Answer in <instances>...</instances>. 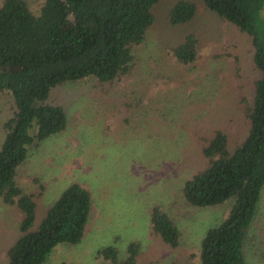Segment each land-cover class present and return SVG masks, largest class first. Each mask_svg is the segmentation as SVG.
Returning a JSON list of instances; mask_svg holds the SVG:
<instances>
[{
	"label": "rangeland",
	"instance_id": "rangeland-1",
	"mask_svg": "<svg viewBox=\"0 0 264 264\" xmlns=\"http://www.w3.org/2000/svg\"><path fill=\"white\" fill-rule=\"evenodd\" d=\"M26 1L34 8L41 0ZM175 1L153 6L155 21L146 40L133 48L136 65L130 74L112 85L90 79L52 88L51 97L64 107L66 126L30 148L16 169L28 191L42 183L32 227L73 182L89 190L91 210L81 240L57 244L41 264H112L95 257L97 249L114 244L124 257L131 240L141 245L139 264H198L206 229L226 215L230 199L195 207L185 202L182 187L206 164L200 135L221 128L234 145L246 133L243 98L251 97L259 74L251 37L201 0L192 20L169 25L167 12ZM190 31L199 38V57L189 65L176 64L165 46ZM139 99L127 121L113 112L125 107L124 101ZM11 105L9 95H0V145ZM35 177L37 183L27 182ZM155 205L173 217L181 232L177 247L151 233ZM21 217L17 207L0 199V264L19 234ZM244 241L246 261L264 264V188Z\"/></svg>",
	"mask_w": 264,
	"mask_h": 264
},
{
	"label": "trees",
	"instance_id": "trees-1",
	"mask_svg": "<svg viewBox=\"0 0 264 264\" xmlns=\"http://www.w3.org/2000/svg\"><path fill=\"white\" fill-rule=\"evenodd\" d=\"M159 1L41 0L31 8L26 0H1L0 95H9L12 105L2 123L0 199L22 213L5 264H41L57 244L77 243L83 237L91 210L89 190L78 182L68 185L33 228L42 183L37 190H26L16 169L30 148L66 126L64 107L51 97L52 88L90 79L100 86L112 85L132 72L133 48L146 40L155 21L153 6ZM201 1L250 35L259 74L251 97L243 98L246 133L234 145L221 128L200 135L199 150L206 164L184 181L182 192L185 202L195 207L231 201L223 219L206 229L198 264H249L244 240L264 188V0ZM196 12V0H176L166 21L169 25L188 22ZM199 44L197 34L190 31L165 47L176 64L189 65L199 57ZM140 103V99L124 101L125 107L113 112L127 121ZM29 179L38 182L36 177ZM150 219L153 235L171 247L180 244L181 232L168 212L155 205ZM140 254V243L131 240L124 257H119L114 244L98 248L95 257L112 264H139Z\"/></svg>",
	"mask_w": 264,
	"mask_h": 264
},
{
	"label": "crops",
	"instance_id": "crops-1",
	"mask_svg": "<svg viewBox=\"0 0 264 264\" xmlns=\"http://www.w3.org/2000/svg\"><path fill=\"white\" fill-rule=\"evenodd\" d=\"M68 144H69V142H68ZM25 179L24 180H26V178L27 177H24ZM21 182V181H20ZM27 182H29V183H33V181H30V179H28L27 180ZM22 183V182H21ZM23 185V184H22ZM24 186V185H23ZM85 187V186H84ZM25 188V187H24ZM39 187H34L33 188V190H30V191H34V190H37ZM87 188V187H86ZM26 189V188H25ZM26 190H28V189H26ZM42 196V193H41V195L39 196V198ZM39 198H38V200H39Z\"/></svg>",
	"mask_w": 264,
	"mask_h": 264
}]
</instances>
